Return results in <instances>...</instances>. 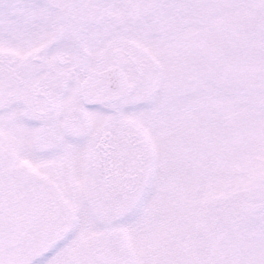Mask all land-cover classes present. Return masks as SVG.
<instances>
[{
    "label": "snow or ice",
    "instance_id": "1",
    "mask_svg": "<svg viewBox=\"0 0 264 264\" xmlns=\"http://www.w3.org/2000/svg\"><path fill=\"white\" fill-rule=\"evenodd\" d=\"M222 2L0 0V264H155L113 250L139 241L161 192L144 15ZM83 9L91 23L69 19ZM258 217L236 264H264V204Z\"/></svg>",
    "mask_w": 264,
    "mask_h": 264
},
{
    "label": "rangeland",
    "instance_id": "2",
    "mask_svg": "<svg viewBox=\"0 0 264 264\" xmlns=\"http://www.w3.org/2000/svg\"><path fill=\"white\" fill-rule=\"evenodd\" d=\"M73 17L91 23L95 14L83 9ZM144 18L157 45L144 73L158 84L144 100L155 123V158L163 165L161 192L139 241L113 250L155 264H236L260 238L258 209L264 204V0H224L194 13L150 11ZM23 63L41 71L40 60ZM210 158L220 168L205 165ZM220 196L222 205L233 196L247 200L242 230L231 234L219 219L222 231H212L215 222L208 218L199 223L204 238L186 231L184 213L213 217L209 209Z\"/></svg>",
    "mask_w": 264,
    "mask_h": 264
},
{
    "label": "trees",
    "instance_id": "3",
    "mask_svg": "<svg viewBox=\"0 0 264 264\" xmlns=\"http://www.w3.org/2000/svg\"><path fill=\"white\" fill-rule=\"evenodd\" d=\"M255 146H257V144H255ZM208 164H211L216 168H220L218 163L214 162V158H210L209 160H206L205 165H208ZM236 194H237V191H236ZM221 197L222 196H220L216 199H213V200L220 199L218 202L219 204H217L213 208L211 207L209 209L212 212L213 217L206 216L205 214L200 215L199 212H195V213L194 212L193 213L186 212V213H184V218H185L184 222L186 223V231H196L201 237H203V235L200 233V230H199L200 229L199 223L203 221L207 224V220L209 218L211 221L215 222L211 226L212 231H216V230L222 231L220 229V227L218 226V224H221L218 221L220 219V221H222V222H224V224H226L224 226V228L229 229L231 234H234L235 231H237L236 229L238 227H240L239 228V232H240L243 228L242 222L245 220L246 217L249 216V215H246V214H249L248 210L246 208V204H245L247 200L245 202H242V200L239 197L233 196V198L228 202V204L222 205L220 203V201L222 200L221 202H224V199H222ZM213 200H211V201H213ZM208 208H209L208 206H205L201 210L208 213ZM171 218H176L175 213L173 216L171 215ZM178 221H179V219H178ZM175 223H177L176 220H175ZM175 223H171L170 225L172 226ZM184 226H185V224H184Z\"/></svg>",
    "mask_w": 264,
    "mask_h": 264
},
{
    "label": "flooded vegetation",
    "instance_id": "4",
    "mask_svg": "<svg viewBox=\"0 0 264 264\" xmlns=\"http://www.w3.org/2000/svg\"><path fill=\"white\" fill-rule=\"evenodd\" d=\"M77 47L79 48L80 47V45H79V43L77 44ZM29 73H38V72H40V70H33V69H29V70H27Z\"/></svg>",
    "mask_w": 264,
    "mask_h": 264
}]
</instances>
